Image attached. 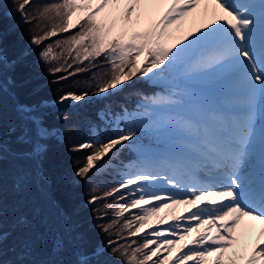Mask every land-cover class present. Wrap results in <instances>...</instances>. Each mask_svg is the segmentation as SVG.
Wrapping results in <instances>:
<instances>
[{
	"label": "snow or ice",
	"instance_id": "1",
	"mask_svg": "<svg viewBox=\"0 0 264 264\" xmlns=\"http://www.w3.org/2000/svg\"><path fill=\"white\" fill-rule=\"evenodd\" d=\"M13 2V17L19 13L22 22L31 23L33 17L25 11L31 0ZM39 16L51 22V30L33 35L31 45L69 33L55 41L61 54H53L52 44L39 53L49 74L67 73L56 82L89 71L102 59L108 67L104 78L93 75V96L119 93L134 78L164 83L170 90L167 95L141 96L134 112L106 111L109 134L72 150H91L74 171L75 177L86 180L90 172L102 169L105 158L111 160L134 144L138 133L173 137L174 146L166 148L163 157L170 175L153 170L159 153L144 151L140 169L129 172L103 198L116 197L117 219L138 210L120 230L128 231L129 237L151 228L153 217L164 208L173 210L177 223L156 228L135 247L112 239L90 246L85 233L72 229L68 236L58 233L47 258L37 261L29 257L43 238L39 212L15 215L6 227L0 196V264H264V0H57L45 3ZM2 42L0 34V159L5 152L4 87L7 84L11 92L17 86L13 77L3 79V69L10 65L15 72L27 56L22 52L9 58ZM206 81L214 83L215 91L199 87ZM86 99L88 91L65 92L57 103L79 104ZM239 105L242 111L237 110ZM13 111L8 134L26 147L21 155L36 162L41 181L47 183L43 164L48 141H62L65 132L47 124L43 104L16 101ZM58 118L70 119L64 113ZM26 179H17V191L23 190ZM161 181L183 193L165 196L150 191ZM100 199L92 196L87 203L94 205ZM165 200L171 203H154ZM180 206L187 217L175 214ZM117 219L99 226L101 231L111 235ZM185 220L182 227L180 221ZM157 222L163 224L164 218ZM257 225L255 243H250ZM5 245L11 260L4 259ZM69 245L71 261L63 259ZM162 249L167 255L162 256Z\"/></svg>",
	"mask_w": 264,
	"mask_h": 264
},
{
	"label": "trees",
	"instance_id": "2",
	"mask_svg": "<svg viewBox=\"0 0 264 264\" xmlns=\"http://www.w3.org/2000/svg\"><path fill=\"white\" fill-rule=\"evenodd\" d=\"M36 2L38 0H31V5L26 7L29 17H33L31 23L18 27L17 13L13 17L15 8L13 0H0V34L3 36L4 52L9 58L16 57L22 52L27 54L25 61L16 68L15 72L10 71L8 65L3 69L5 81L8 77H13L17 81V86L11 92L5 84L3 95L5 152L0 159V196L3 198L5 208V226H10L15 215L32 216L34 212H39V218L43 221L39 231L43 238L38 242L35 255L29 257L37 261L47 258L52 241L58 233L68 236L72 229L85 233L90 246L106 243L112 239L120 244L135 247L143 243V236L140 234L129 237L128 231L120 232L124 221L129 219L130 214L135 210L117 219L114 216V210L117 207L116 197L103 198L105 192L118 186L119 172L126 162L134 158V152L126 146L111 160L105 158L101 170L90 172V179L80 180L74 176V171L76 167L83 166L84 158L90 154L91 150L73 151L72 149L75 145L109 134L110 115L106 117V111L109 114L121 113L126 108L129 112H134L137 110L138 103L142 102L141 96H158V92L164 93L160 87L148 85L140 80L141 78H134V82H130L119 93L113 92L107 97L95 102H87L76 109L58 111L47 108V124L52 128L61 127L67 132L64 142L54 139L48 141L49 150L44 160L43 170L49 182H42L36 162L21 155L27 150L26 147L20 145L15 137H10L8 134V126L15 118L14 104L16 101L27 105H37L43 101L56 102L65 92L79 94L82 91H88L90 98L96 91L93 75L98 74L104 78L102 73L108 65L102 59L97 60L95 61L97 67L72 75L67 80L56 82L59 76L67 75V73L51 75L46 71L48 65L39 59V53L52 41L45 40L36 48L29 43L33 35H43L44 32L51 30V22L39 16V10L43 6L35 5ZM77 30L74 29L73 32ZM68 35L69 33L59 34L52 38L66 39ZM59 54H61V48L54 55ZM63 55L66 56L67 52L65 51ZM68 60L71 62L70 57ZM75 67L76 65L69 71H73ZM60 113L68 115L70 119L58 118ZM138 136L137 141L145 142L153 137L149 133L143 135L138 133ZM78 161L79 164H77ZM19 177H27L22 191H17ZM92 196L102 197V199L94 205L88 204L87 201ZM124 203L119 201L120 205ZM101 216L102 219L99 218ZM114 219H117V223L110 230L111 235L102 232L99 226L112 223ZM134 229L135 226L132 230ZM118 232H120L119 235H117ZM133 241L135 244L132 243ZM8 248L9 245H5V260L14 258L11 252H8ZM73 258L72 246L69 245L63 259L71 261Z\"/></svg>",
	"mask_w": 264,
	"mask_h": 264
},
{
	"label": "rangeland",
	"instance_id": "3",
	"mask_svg": "<svg viewBox=\"0 0 264 264\" xmlns=\"http://www.w3.org/2000/svg\"><path fill=\"white\" fill-rule=\"evenodd\" d=\"M52 2H57V0H38V2H36V4L35 5H37V6H39V7H42L45 3H52ZM27 7V6H26ZM41 10H43V8L41 9ZM41 10H39V11H41ZM25 11H27V8L25 9ZM24 24H26V23H24V22H22L21 21V19H20V14L19 13H17V26L18 27H21V26H23ZM60 34H65V33H60ZM58 38V37H57ZM57 38H52V39H49L50 41H52L51 42V44L53 45V54H55L57 51H58V49H60V48H58L56 45H55V41H56V39ZM186 42V41H185ZM30 46H32V47H34V48H36L37 46H33V45H31L30 44ZM4 49V48H3ZM85 63H87V62H85ZM8 66H10V65H8ZM10 77H8V79H9ZM140 80H142L143 82H145V83H147L148 85H151V86H159V87H161L162 89H164L163 91L164 92H166L167 94H168V92L170 91L168 88H166V86H165V84H163V83H154V82H152V81H148V80H146V79H143V78H141ZM201 89H205V90H209V91H215V85H214V83L213 82H211V81H206V82H203L200 86H199ZM94 97H97V98H103V97H105V96H91L89 99H86L85 101H82V102H80L79 103V105L77 106V107H75L74 109H76V108H78L79 106H82L83 104H85V103H87V102H90L89 100L90 99H93ZM96 101V99L95 100H92V102H95ZM57 102V101H56ZM53 103H55V102H52V101H43L41 104H43L44 106H46V105H50V106H46L48 109H51V110H58V111H62V110H65L67 107H61V106H57V107H54V108H50V107H53ZM65 105H67V106H72V105H75V103H73V102H71V101H68V102H65L64 103ZM52 105V106H51ZM77 105V104H76ZM242 105H239L238 107H241ZM46 108V109H47ZM238 110V109H237ZM239 111V110H238ZM46 113H47V111H46ZM259 116V115H258ZM256 120H257V124H259V118L257 119L256 118ZM53 129H57V130H61V131H63V132H65V135H66V130L65 129H63V128H61V127H56V128H53ZM65 135H64V137H63V139H62V141H59V142H64V140L66 139V137H65ZM54 140H57V139H54ZM58 141V140H57ZM148 141H151L149 144H143V142H145V141H135V143L134 144H128V146L136 153V158L134 159V160H132V161H130V162H126L124 165H123V167L121 168V170H120V177H119V181L124 177V176H126L129 172H133V171H136V170H139L140 169V167L142 166H140L139 167V163H142V160H140V156L142 155V152H144V151H147V150H149V149H152V148H154V147H152L151 148V145H153V144H155V143H159V144H161V145H163V146H168V148H172L173 146H174V138L173 137H171V136H169V135H163V136H153L152 138H149L148 139ZM148 141H146V142H148ZM160 187L161 186H163V185H159ZM150 191H156V189L155 188H152V189H150ZM162 195H165V196H167V194L168 193H165V192H162L161 193ZM154 203H156V201H154ZM133 210H135L133 213H131L130 214V217L133 215V214H135V213H137L138 212V210L137 209H133ZM132 210V211H133ZM159 214V213H158ZM157 214V215H158ZM157 218V216H155V217H153V223H158L157 221L159 220V219H156ZM159 224V223H158ZM135 227L136 226H138V224L137 225H134ZM152 231H154V230H152V227L151 228H146V229H143L142 231H141V235L144 237V236H146V235H148V233H150V232H152ZM148 238L149 239H154V237H152V236H148ZM152 246H154L155 247V245H152ZM163 255H167V253L166 252H164V250L162 249V256ZM156 259V258H155Z\"/></svg>",
	"mask_w": 264,
	"mask_h": 264
},
{
	"label": "bare ground",
	"instance_id": "4",
	"mask_svg": "<svg viewBox=\"0 0 264 264\" xmlns=\"http://www.w3.org/2000/svg\"><path fill=\"white\" fill-rule=\"evenodd\" d=\"M189 26H186V30H187V27H189ZM192 31L193 32L195 31V27L194 26L192 27ZM152 82L157 83L155 81H152ZM57 106H60V105H57ZM46 108L47 107L45 106V109ZM238 110L242 111L243 110L242 106L238 107ZM140 160L145 162V159H144L143 156H140ZM153 170L156 171L157 168H154ZM158 185H159V183H158ZM154 188L156 189V192H160V193H162V192H165V193L171 192L168 189H165V188L160 187V186H156ZM173 193H176L178 195L182 194L181 192H173ZM156 203H171V201L170 200H165V201L156 202ZM172 214H173V210L172 209H168V208L162 209L161 212L157 215L156 219L164 218V223L163 224L153 223L152 230H155L156 228L168 229L170 225H173V224L177 223V221L172 219ZM175 214L179 215V216H183V217H187V215H188V213L186 211H184L183 206H180L177 209H175ZM180 223H181V225L183 227L186 224V220L185 221H180ZM258 230H259V225L256 226V231L253 232L251 234V236L249 237L250 243H255V235H256V232H258ZM249 250H250V248H249ZM188 264H192V261H189Z\"/></svg>",
	"mask_w": 264,
	"mask_h": 264
},
{
	"label": "water",
	"instance_id": "5",
	"mask_svg": "<svg viewBox=\"0 0 264 264\" xmlns=\"http://www.w3.org/2000/svg\"><path fill=\"white\" fill-rule=\"evenodd\" d=\"M94 99H99V98L94 97ZM94 99H90L89 101H92V100H94ZM57 105H60L61 107H66L65 104H59V103L56 102V103L53 104V107H52V108L56 107ZM46 106H49V105H46ZM51 106H52V105H51Z\"/></svg>",
	"mask_w": 264,
	"mask_h": 264
}]
</instances>
